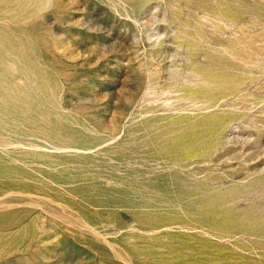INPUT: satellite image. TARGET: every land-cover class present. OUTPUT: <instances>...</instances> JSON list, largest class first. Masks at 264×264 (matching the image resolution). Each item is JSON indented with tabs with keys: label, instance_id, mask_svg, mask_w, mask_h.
<instances>
[{
	"label": "rangeland",
	"instance_id": "1",
	"mask_svg": "<svg viewBox=\"0 0 264 264\" xmlns=\"http://www.w3.org/2000/svg\"><path fill=\"white\" fill-rule=\"evenodd\" d=\"M0 264H264V0H0Z\"/></svg>",
	"mask_w": 264,
	"mask_h": 264
}]
</instances>
